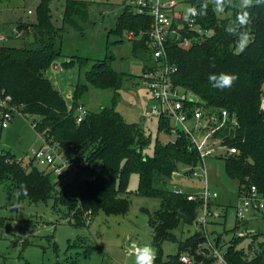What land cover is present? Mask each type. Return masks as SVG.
I'll use <instances>...</instances> for the list:
<instances>
[{
  "label": "trees",
  "instance_id": "obj_1",
  "mask_svg": "<svg viewBox=\"0 0 264 264\" xmlns=\"http://www.w3.org/2000/svg\"><path fill=\"white\" fill-rule=\"evenodd\" d=\"M53 1L40 0L36 19L18 22V34L14 32L10 40H22L20 46L0 44V89L13 96L15 103L21 106V113L40 117L34 127L45 144L56 146L61 152L75 153L80 169L77 173L79 182H65L58 177L54 182V175L47 169H28L23 159L11 151L1 150L0 182L10 181L8 188L14 193L21 184L26 185L28 194H21L19 199L31 202L54 199V207L64 206L72 223L85 226L88 217L91 221L99 212L107 215L128 213L130 177L137 173L140 180L137 193L162 201L158 211L149 213L156 249L155 264H213L217 259L210 255L205 245L210 238L197 225L203 200L195 193H192L196 195L195 199L190 200V193H179L168 187L176 173L192 176L195 171L192 167L201 163L191 138L179 130L173 140L165 142L157 138L153 153L147 152L152 136L141 123L126 121L115 107L130 76L113 68L111 51L105 58L94 60L85 73L86 81L74 86L70 108L47 72L63 55L66 26L77 27L78 22L86 21L89 7L84 0H65L63 25L59 26L53 19ZM238 1L224 0L223 12H219L215 11V0H190L192 7L197 9L195 29L173 11V29L177 30V36L174 39L169 36L166 44L169 61L178 66L173 75L175 87L194 92L200 100L189 104L203 106L216 114L226 111L235 118L216 137H220L226 146L235 147L237 152L209 159H224L227 175L239 182L240 197L252 186L264 192V4L254 2L244 9ZM205 4L206 9L202 8ZM242 11H247L250 16L245 25H240L237 20ZM151 23L150 14L138 12L125 0L123 11L110 31L118 38L114 44L122 42L119 38L124 33L129 35L134 31L133 38L128 39L132 41L133 54L144 61L145 73L157 66L149 44ZM245 32L248 42L241 50V34ZM185 40H189L188 46L183 45ZM75 57L82 64H88L87 60ZM221 73L235 75L237 79L230 87L214 86L209 77ZM91 88L113 90V105L97 112L90 111L83 98ZM80 105L88 109V114L77 122ZM172 128L169 117H159V131L172 134ZM83 170L90 171L89 178H80ZM71 183L76 184V189L66 191V186ZM214 199L209 203L211 212ZM260 212H254L250 217ZM248 218H237L234 236L228 243H222L221 236L214 242L227 264H264V233L249 232ZM6 223V218L0 217V236ZM194 224L198 226L197 232L179 240L175 230L181 225ZM242 227L243 231L238 232ZM245 240H249L247 250L238 247ZM165 241L179 243L178 253L166 259L162 248ZM203 252L209 256H204ZM183 253H190L192 263L181 260Z\"/></svg>",
  "mask_w": 264,
  "mask_h": 264
},
{
  "label": "rangeland",
  "instance_id": "obj_2",
  "mask_svg": "<svg viewBox=\"0 0 264 264\" xmlns=\"http://www.w3.org/2000/svg\"><path fill=\"white\" fill-rule=\"evenodd\" d=\"M88 2L89 15L86 21L66 26L63 36V55L53 65L47 75L53 85L64 95L68 106L73 105L74 86L85 82V73L94 60L103 59L108 52L113 54V68L130 76L125 82L116 104L128 122L141 123L152 136L147 152L152 154L157 138L170 141L174 135L159 131V118L145 117L153 104L151 91L145 84L144 61L132 52V41L124 33L117 41L110 31L115 27L118 15L123 11L125 0H84ZM167 4L174 2L173 11L185 17L186 9L192 7L190 0H163ZM40 0H0V39L9 45L20 46L22 40H10L18 22H32L36 19V8ZM65 0H54L52 3L53 19L59 26L63 25L62 16ZM241 6V0L238 1ZM32 10L33 13H29ZM88 61L82 64L77 57ZM74 57V58H72ZM72 58V59H71ZM73 60L72 63L66 62ZM114 91L91 88L84 96L83 103L92 112L102 107L113 105ZM37 115L18 113L14 122L2 128L0 122V150L11 151L28 169L34 167L45 170L34 159L32 152L45 146V141L36 131L34 124L39 121ZM33 160V161H32ZM32 161V165H31ZM208 186L218 193L214 199L212 212L206 229L208 237L215 242L221 236L222 243H228L234 236L237 224L235 206L239 200V182L230 178L225 170L223 158L209 159ZM192 174V178L181 174L174 176L168 184L170 189H181L184 192L200 194L206 185L202 170ZM90 171L83 170L80 178H89ZM53 176L52 180L57 181ZM139 174L130 177V209L127 214H111L99 212L87 225L77 226L72 223L70 214L64 206L54 207V199L31 202L19 199L9 190L10 181L0 182V217L7 220L0 236V264H135V255L130 254L131 246L143 247L153 245V231L149 225V213L158 211L162 201L158 197H148L137 193ZM67 190L76 189V184L66 186ZM18 205V207L14 206ZM248 231L264 233V212L248 218ZM244 227L238 228L242 232ZM198 226L181 225L175 234L179 240L197 232ZM206 245V243H205ZM249 246L245 240L238 247ZM164 258L175 255L179 251V243L165 241L162 244ZM200 254L202 252L198 250ZM190 253H183L182 255ZM204 256L207 255L203 252ZM211 255V254H210ZM191 256V255H190ZM208 258V257H207ZM213 264L219 263L216 258Z\"/></svg>",
  "mask_w": 264,
  "mask_h": 264
},
{
  "label": "built area",
  "instance_id": "obj_3",
  "mask_svg": "<svg viewBox=\"0 0 264 264\" xmlns=\"http://www.w3.org/2000/svg\"><path fill=\"white\" fill-rule=\"evenodd\" d=\"M128 5L138 10L140 13H148L152 16L151 29L148 32L149 44L152 47V58L157 63L155 70L147 71L144 75L145 84L151 91L153 104L151 109L145 113V117L152 118L157 116L169 117L173 123L172 134L178 135L179 130L185 131L191 138L192 144L198 151L201 163L192 167L194 175L199 174L202 170L206 185L199 194L203 200L201 214L198 218V226L207 232L206 226L209 217L213 215L209 208L212 199L218 197V193L208 186V170L210 164L208 159L226 153L233 154L237 152L235 147H228L224 141L216 135L225 129L228 122H233L230 114L222 111L219 114L206 110L203 106H191L190 101L198 102V96L182 87L176 86L173 81V75L178 71V66L169 61L167 52V40L171 34L177 36V30L173 29V8L174 2L167 4L163 0H126ZM29 13H33L29 10ZM197 16V15H196ZM196 16L189 17L187 20L183 17L191 29H195ZM183 26L181 25V28ZM14 32L18 34L15 29ZM134 31L128 35L132 39ZM7 38L2 36L0 41H6ZM184 46L189 45V40H185ZM264 109V101L262 103ZM21 106L15 103L14 98L5 89H0V122L2 128H7L14 122L15 116L21 113ZM88 114V109L84 105L78 108L77 122H81ZM73 152V151H72ZM61 152L58 147L45 144L44 147L33 150L32 155L41 165L54 176L65 182H79L77 173L79 166L75 160V153ZM178 175V173H176ZM192 178V176H189ZM183 193L182 188L177 189ZM196 195L190 193L188 198L195 199ZM237 218L240 220L247 219L254 212L264 210V192H260L256 186H252L248 192H243L235 206ZM88 214H91L89 211ZM88 217V223L90 222ZM213 257L218 258L219 263L227 264L224 260L223 253L216 247L210 239L206 243ZM131 254V251H128ZM181 260L185 263H192V258L184 254Z\"/></svg>",
  "mask_w": 264,
  "mask_h": 264
},
{
  "label": "clouds",
  "instance_id": "obj_4",
  "mask_svg": "<svg viewBox=\"0 0 264 264\" xmlns=\"http://www.w3.org/2000/svg\"><path fill=\"white\" fill-rule=\"evenodd\" d=\"M223 2L224 0H215L216 3V8L215 11H219V12H223ZM255 2V4H264V0H241V7L246 9L250 6L253 5V3ZM202 8H207V5H202ZM206 14V13H203ZM197 15V9L194 7H188L186 9V13H185V19L187 20L189 17L192 16H196ZM237 20L239 22L240 25H245L249 22L250 20V16L249 13L247 11H242L241 13L238 14L237 16ZM242 39L240 41V49L243 50V48L245 47V45L248 42V34L242 33L241 34ZM210 81L214 82V86H220V87H230L234 81L237 79V77L235 75H231V74H224L221 73L219 76L216 75H211L209 77ZM21 194L27 196L28 192H27V187L24 184L20 185V189H18L15 193L16 197H19ZM16 207H18V205H14ZM131 254L135 255V264H155V259H156V252L154 251V249L150 246H137L136 244H133L131 246Z\"/></svg>",
  "mask_w": 264,
  "mask_h": 264
},
{
  "label": "water",
  "instance_id": "obj_5",
  "mask_svg": "<svg viewBox=\"0 0 264 264\" xmlns=\"http://www.w3.org/2000/svg\"><path fill=\"white\" fill-rule=\"evenodd\" d=\"M175 37H176V35H175V34H171V38H173V39H174Z\"/></svg>",
  "mask_w": 264,
  "mask_h": 264
},
{
  "label": "crops",
  "instance_id": "obj_6",
  "mask_svg": "<svg viewBox=\"0 0 264 264\" xmlns=\"http://www.w3.org/2000/svg\"><path fill=\"white\" fill-rule=\"evenodd\" d=\"M180 16V15H179ZM179 16H177V17H179ZM84 101V100H83Z\"/></svg>",
  "mask_w": 264,
  "mask_h": 264
}]
</instances>
